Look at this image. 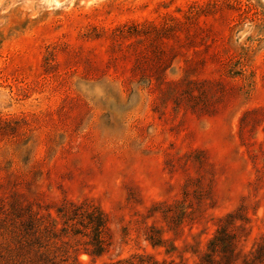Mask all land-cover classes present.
Segmentation results:
<instances>
[{"label":"rangeland","instance_id":"obj_1","mask_svg":"<svg viewBox=\"0 0 264 264\" xmlns=\"http://www.w3.org/2000/svg\"><path fill=\"white\" fill-rule=\"evenodd\" d=\"M71 204L108 219L83 264H200L232 214L233 264L264 255V0H0L2 262Z\"/></svg>","mask_w":264,"mask_h":264},{"label":"trees","instance_id":"obj_2","mask_svg":"<svg viewBox=\"0 0 264 264\" xmlns=\"http://www.w3.org/2000/svg\"><path fill=\"white\" fill-rule=\"evenodd\" d=\"M76 209L70 212L67 206L58 208L57 216L49 214L44 217L37 214H18V223H4L1 229L12 233L11 240L7 243L11 247L7 263L2 262L5 254L0 248V264H83L78 259V249L73 257L69 251L68 230L73 235H78L80 226L92 229V248L85 252L93 257H101L106 251L105 235H109L108 219L98 208H93L90 214H78V206L71 204ZM79 207L78 210H80ZM89 213V212H87ZM236 215H229L223 219L217 234L210 241L208 250L202 257L200 264H233L236 255L234 252L236 238L231 229L236 221ZM13 227L11 230L10 228ZM156 234V232H155ZM152 245L159 246L164 243L162 238L150 237ZM263 250L258 256L246 264H255L256 260H264ZM73 258V260H71ZM108 264H167L160 262L151 254L136 255L133 258L120 260ZM170 264H177L171 262Z\"/></svg>","mask_w":264,"mask_h":264}]
</instances>
